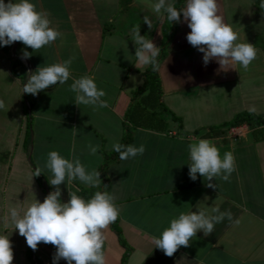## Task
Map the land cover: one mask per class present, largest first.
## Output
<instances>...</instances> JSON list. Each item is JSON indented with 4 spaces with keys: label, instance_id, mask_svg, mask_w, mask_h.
Instances as JSON below:
<instances>
[{
    "label": "crops",
    "instance_id": "1",
    "mask_svg": "<svg viewBox=\"0 0 264 264\" xmlns=\"http://www.w3.org/2000/svg\"><path fill=\"white\" fill-rule=\"evenodd\" d=\"M174 1L169 0L172 4ZM255 1L218 0L220 15L238 32V42L251 43L257 50L248 71L239 65L225 71L215 60L205 66L203 53L187 42L191 29L182 16V22L176 24L166 56L156 71L160 101L175 119L166 116L162 132L134 128L129 145H144V153L112 161L105 170L107 192L115 195L120 209L117 228L129 248L125 264H264V137L252 138L246 125L220 127L234 114L250 112L251 107L256 111L250 113L264 118V10H258ZM32 2L38 11L48 13L50 27L62 37L36 52L16 42L18 56L23 50L32 53L24 59L27 66L20 62L25 84L28 74L38 67L74 59L65 84L57 83L36 96L25 93L24 102L23 81L10 74L8 52L6 60L0 56V100L5 103L0 109V235L8 236L12 243V264H29V247L14 229L10 209L17 208L22 216L36 199L42 203L45 195L32 178L33 169H43L41 175L49 194L53 188L48 179L52 176L44 165L50 151L70 160L79 158L91 171L101 161L100 151L113 150L120 139L130 94L146 68L134 65L132 28L140 26L141 35L158 47L164 17V13L152 10L156 0ZM145 16L152 22L151 29L143 22ZM2 52L0 49V55ZM85 75L93 77L98 89L106 92L102 99L108 107L94 110L74 103L70 85L73 79ZM26 100L29 110L24 109ZM200 139L210 140L221 158L228 151L235 157L236 170L230 180L212 181L217 189L207 187L199 174L195 181L189 177L188 145ZM89 144L99 146L95 155L90 154ZM76 186L91 187L78 179L62 184V202L69 200V191L80 196ZM198 202L201 207L230 210L233 218L240 220L239 225L225 219L207 237L198 232L190 246H181L172 257L155 248L152 238H159L180 213L197 212ZM106 237L107 264H119L123 248L110 228ZM55 251L53 245L41 243L34 254L39 264H53ZM59 264L67 261L62 259Z\"/></svg>",
    "mask_w": 264,
    "mask_h": 264
},
{
    "label": "clouds",
    "instance_id": "2",
    "mask_svg": "<svg viewBox=\"0 0 264 264\" xmlns=\"http://www.w3.org/2000/svg\"><path fill=\"white\" fill-rule=\"evenodd\" d=\"M157 13L166 14L171 23H187L191 31L186 35L187 42L200 53H203L205 66L215 60L221 69H235L239 65L248 71L252 62L257 58V50L253 44L238 42L239 34L230 24L224 22L220 15L218 0H186L181 9H177L169 0H156L151 5ZM264 9V3L260 4ZM143 22L152 28L149 17H143ZM51 21L48 13L38 11L32 0H0V46H10L14 42H21L33 52L46 45L52 44L62 33L50 27ZM135 44L134 64L137 68L151 66L153 71L160 69L158 56L160 47L151 39L141 35L140 26L132 28ZM32 53L22 51L21 59L30 58ZM72 59L62 63L38 67L35 72L28 74L27 83L24 84L23 93L38 95L41 91L56 85H63L71 77L70 65ZM127 59V58H126ZM133 82L136 78L132 77ZM70 90L75 93L74 103L77 106H91L94 110L108 107L103 89H98L94 78L82 76L73 79ZM5 103L0 100V109ZM255 112V107L249 109ZM91 155H95L99 146L88 145ZM190 163L189 177L195 181L197 174L204 178L206 186L217 189L213 180L220 178L229 181L231 174L236 170L235 157L232 152H225L221 158L219 149L207 139H200L188 145ZM113 151L119 154L121 160L135 158L145 151L144 145H123L115 143ZM52 178L48 179L52 191L41 203L36 199L21 216L17 208L10 209V220L14 229L26 239L27 246L36 251L38 245H53L56 249L53 254V264L60 260L67 264H107L104 250L106 231L120 214L115 204L116 197L106 191H96L94 195L85 200L74 191H69V200L62 202L61 185L79 180L85 185L98 187L102 182L97 169L88 171L79 158L71 160L62 157L57 151H50L44 165ZM43 174L41 167H35L32 178ZM207 199V198H205ZM197 212L180 213L177 218L170 221V227L163 230L160 237H153L155 248L161 250L166 256L172 257L183 246H190V241L203 232L207 237L213 233L216 224L227 219L238 226L239 219H234L230 210L221 211L219 207H201L197 203ZM9 224V216L4 217V227ZM14 259L12 243L8 236L0 235V264H12Z\"/></svg>",
    "mask_w": 264,
    "mask_h": 264
},
{
    "label": "trees",
    "instance_id": "3",
    "mask_svg": "<svg viewBox=\"0 0 264 264\" xmlns=\"http://www.w3.org/2000/svg\"><path fill=\"white\" fill-rule=\"evenodd\" d=\"M185 1L186 0H175L173 2V5L179 10L183 7ZM261 3H264V0H256L254 2V5L258 10L261 9ZM176 24L177 23L175 22H169L167 20L166 14H164L160 25V41L158 44V47H160L158 56L159 63L166 56L167 46L176 29ZM0 49L8 52L7 46H0ZM15 54L17 55V49L15 51ZM8 69L10 74L20 79V81L24 80V68L19 61L9 60ZM24 109H30V103L27 100ZM166 116H169L171 120L175 119L174 116L169 113V111L162 105L160 101V88L156 71H153L150 65L146 66V68L142 72L140 84L130 94L129 102L122 116V131L118 143L129 145L134 128H142L159 132L164 131ZM26 123L28 127L30 124L29 118L26 120ZM240 125H246L251 128L252 138L256 139L264 137V118H261L250 112L236 113L228 121L222 123L220 127L233 128ZM100 153L101 161L99 162L96 169L100 172V179L102 182L98 187L86 188L76 186L80 196L85 200L90 199L96 191L107 192V179L105 175L106 167L110 162L119 159V154L114 152L113 150L109 152L100 151ZM34 178L38 185L45 191L46 184L43 176L40 175ZM116 222L117 220L112 223L109 228L112 232H114L119 245L123 248L119 264H125L129 248L122 241ZM26 259L28 260L29 264H39L38 260L35 257V254H31L30 248H28V250L26 251Z\"/></svg>",
    "mask_w": 264,
    "mask_h": 264
},
{
    "label": "water",
    "instance_id": "4",
    "mask_svg": "<svg viewBox=\"0 0 264 264\" xmlns=\"http://www.w3.org/2000/svg\"><path fill=\"white\" fill-rule=\"evenodd\" d=\"M16 46H17V43L16 42H14L10 46V49L8 50L9 60H17V61L21 62L22 64H24L25 66H27L25 60L24 59H21L20 56H18V55L15 54ZM24 84H25V81H23L22 84H21V96H22L23 101L25 102V93H23ZM45 193H46V190H45ZM30 252H31V254L34 253V251L32 249H30Z\"/></svg>",
    "mask_w": 264,
    "mask_h": 264
},
{
    "label": "rangeland",
    "instance_id": "5",
    "mask_svg": "<svg viewBox=\"0 0 264 264\" xmlns=\"http://www.w3.org/2000/svg\"><path fill=\"white\" fill-rule=\"evenodd\" d=\"M7 48H9V46H7ZM4 60L7 59V52L3 51L2 54L0 55ZM24 106H26V104H24ZM48 195V191H47V187H46V193H45V197Z\"/></svg>",
    "mask_w": 264,
    "mask_h": 264
}]
</instances>
